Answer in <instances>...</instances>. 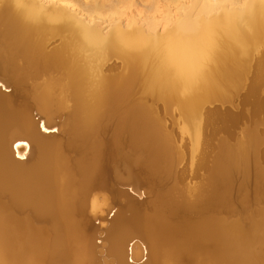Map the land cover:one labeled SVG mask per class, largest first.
<instances>
[{"label": "bare ground", "instance_id": "1", "mask_svg": "<svg viewBox=\"0 0 264 264\" xmlns=\"http://www.w3.org/2000/svg\"><path fill=\"white\" fill-rule=\"evenodd\" d=\"M262 49L264 0H0V264H264L201 148Z\"/></svg>", "mask_w": 264, "mask_h": 264}, {"label": "rangeland", "instance_id": "2", "mask_svg": "<svg viewBox=\"0 0 264 264\" xmlns=\"http://www.w3.org/2000/svg\"><path fill=\"white\" fill-rule=\"evenodd\" d=\"M261 51H260L261 53H259L260 57H259V55H256L258 57H255L254 61L252 63L253 65L251 68H253L254 70L250 68L251 72L248 71V73L250 72V74H248L245 77V79L243 80V83L244 84L247 83V84L246 85H244L243 83H241V85L239 84V87L237 88V90L239 92L237 91V93L235 91H233L234 89L227 90V92L230 94V95L228 94L229 95L228 100H233V102L231 101L232 103H230V101H229V103H226V104L227 105L230 104V106H233V108L235 110L232 109V107L230 108L229 105L227 106L225 104V102H227L228 100H226L225 102H222L224 104H222L221 101L220 102L218 101L219 104L217 103V101H216V103H215V101L212 103H207V104H205L204 109H203V110H207V111H203L204 113L208 112V110H212V113H211V111H209L208 113H205L207 118H208V116H211V114H213L214 113L213 111L215 110L217 112V113H215L216 114L215 116L217 119H219V120L221 119L220 120L221 122L218 121L215 117H214V119H216L218 122H220L221 127H220V124H218V123L216 125L215 120H214L215 121L214 125H216V126H214V127L210 126L209 124H208L209 125L208 127L206 125H204L208 129L206 127L204 128V131L206 130L204 132V134L205 135L207 134V135L205 136L203 134L204 138L202 137V140L204 139V142L201 141V142H203L201 145V148H203V147L207 148L208 147V151H211V149H212L213 153L211 152V154H214V152H217V151H219V149H221L222 143H225L226 146L233 147L235 149L238 148L240 143L246 142L245 144H247V145L249 144V146H247L249 148H247V151H246V155L248 156V154H249L248 157L250 159V166L248 169V174L246 175V177H243V174L238 171V173H236L237 175H235L236 179L234 178L235 179L234 194H235V201H236V205H235L236 206V220H237L239 226L244 231H248L249 229L252 228L253 223L260 221L262 218L261 214L264 213V201H262L264 199L263 198L261 199L262 194H260V193L264 194V191H263L264 190V81L262 82V79L264 80V75H263L264 74V67H263L264 66V63H263L264 60H262V59H264V55H263L264 49H262ZM257 59H259L260 61ZM255 60H256V62H255ZM257 61H258V63H257ZM251 73H253V74L251 75ZM254 74L255 75L258 74V75L255 76ZM253 84H255V86H257L258 88L254 87ZM246 86L249 88V91L247 90L248 88ZM239 88L240 89L244 88V89H242V91L244 90L243 91L244 93ZM255 89L259 90V92L256 91ZM251 90H254V91H251ZM3 91H6V90L3 89ZM247 91L248 92L251 91V92L248 93ZM232 92H235V93H232ZM240 92H242V93H240ZM253 92H256L255 93L256 95ZM251 93H253V94H251ZM237 94L239 96H236ZM232 97H234V99H231ZM257 97H259V98L257 99ZM253 98H256V100L258 101L259 104L256 103L255 102L256 100ZM259 99H261V100H259ZM234 100H236V101H234ZM260 101H262V102H260ZM236 102H238V104ZM234 103H236V104H234ZM253 103H255V106ZM212 104H214V105H212ZM206 105H207V107H206ZM209 105H211V106H209ZM222 106H223L224 110L221 109ZM225 106H226V108H225ZM217 114H219L220 117H218ZM223 115H224V117H223ZM33 119L37 123H39L40 126L42 125L43 120L36 113H33ZM209 127L211 129H209ZM216 127L217 128L220 127L221 132H219V129H217ZM215 128L217 129L216 131H215ZM177 129H178V127L175 126V131ZM55 130L56 129H52L50 132L54 133ZM210 130H212L213 132L212 131L210 132ZM207 131H209L210 134ZM176 133L177 134L179 133V135H178V136H180L179 140H182L183 144L185 142H187L186 144L188 146L191 145V142L189 140V136L184 135L185 138L181 137L182 132H181L180 128L178 131H176ZM249 135L255 137L256 140H258L257 145H254L253 142L252 143L250 142L251 138L249 137ZM205 137H207V138H205ZM214 137H215V139H214ZM210 138L211 139L213 138V139L211 140ZM219 138H220V140H218ZM213 140H215V141H213ZM207 143L208 144L213 143V144H210L211 146L209 148V145ZM204 144H206L207 147ZM256 172H257V174H256ZM124 189L127 190V188H124ZM260 201L262 204L260 203ZM113 215H114V213H111L108 216V218L111 219L113 217ZM98 223H99L98 221H93L94 226H100ZM260 238H261V240H260ZM258 239H259V242H257V243L254 242L253 249H255V251H257L259 253V255H261V258H263L264 257V227H263V231L260 232ZM263 260H264V258H263Z\"/></svg>", "mask_w": 264, "mask_h": 264}, {"label": "water", "instance_id": "3", "mask_svg": "<svg viewBox=\"0 0 264 264\" xmlns=\"http://www.w3.org/2000/svg\"><path fill=\"white\" fill-rule=\"evenodd\" d=\"M125 188H127V191L131 192L134 195V192L131 190V188L129 187H125Z\"/></svg>", "mask_w": 264, "mask_h": 264}]
</instances>
